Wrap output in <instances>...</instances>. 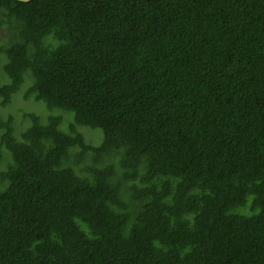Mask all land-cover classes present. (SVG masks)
Instances as JSON below:
<instances>
[{
    "label": "trees",
    "instance_id": "16d2710c",
    "mask_svg": "<svg viewBox=\"0 0 264 264\" xmlns=\"http://www.w3.org/2000/svg\"><path fill=\"white\" fill-rule=\"evenodd\" d=\"M0 28V105L28 78L49 112L0 116V264H264V0H0Z\"/></svg>",
    "mask_w": 264,
    "mask_h": 264
},
{
    "label": "rangeland",
    "instance_id": "374dc122",
    "mask_svg": "<svg viewBox=\"0 0 264 264\" xmlns=\"http://www.w3.org/2000/svg\"><path fill=\"white\" fill-rule=\"evenodd\" d=\"M5 37L4 32L0 28V42H3ZM4 55L0 54V85L5 84L7 82L6 75L2 70L3 63L5 62ZM31 80L28 78L25 79L24 84L20 87L19 91L12 97V102L7 107H2L0 105V116L2 118L10 115L13 117V128L16 136L20 134V132L24 131L29 126V121L24 117L26 113H34L40 117L41 120H44L46 115L49 114L44 103L35 102L33 100H24L23 93L30 85ZM70 117H73L72 113H65ZM64 113L62 115V122L66 123L68 120L67 116ZM88 138L92 141L99 142L101 138V132L99 130H86ZM2 133V132H1ZM5 165H0V170H3Z\"/></svg>",
    "mask_w": 264,
    "mask_h": 264
}]
</instances>
